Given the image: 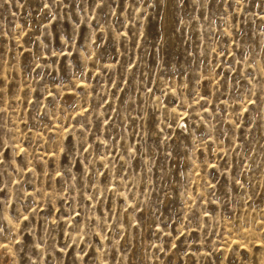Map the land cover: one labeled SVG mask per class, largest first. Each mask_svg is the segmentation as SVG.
Wrapping results in <instances>:
<instances>
[{"label": "rangeland", "instance_id": "rangeland-1", "mask_svg": "<svg viewBox=\"0 0 264 264\" xmlns=\"http://www.w3.org/2000/svg\"><path fill=\"white\" fill-rule=\"evenodd\" d=\"M0 264H264V0H0Z\"/></svg>", "mask_w": 264, "mask_h": 264}]
</instances>
